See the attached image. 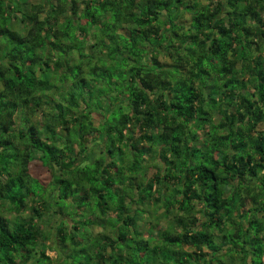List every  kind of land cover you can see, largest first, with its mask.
<instances>
[{"label": "trees", "instance_id": "trees-1", "mask_svg": "<svg viewBox=\"0 0 264 264\" xmlns=\"http://www.w3.org/2000/svg\"><path fill=\"white\" fill-rule=\"evenodd\" d=\"M24 1L0 0V264H62L71 253L84 255L69 256L71 264H211L225 252L229 261L264 264V62L256 53L264 0H84L81 10L77 0L27 10ZM160 52L169 66L158 63ZM44 106L38 125L32 117ZM92 112L101 115L95 124ZM93 137L103 143L97 154L100 143L86 145ZM126 153H156L163 163L134 186L140 201L159 186L152 199L170 223L152 239L121 216L126 182L111 190L118 201L103 200L114 174L138 172L124 167ZM35 156L58 171L46 202L23 193L37 181L28 172ZM52 198V215L62 211L55 198L76 210L74 221L54 223L55 262L39 209Z\"/></svg>", "mask_w": 264, "mask_h": 264}, {"label": "rangeland", "instance_id": "rangeland-1", "mask_svg": "<svg viewBox=\"0 0 264 264\" xmlns=\"http://www.w3.org/2000/svg\"><path fill=\"white\" fill-rule=\"evenodd\" d=\"M39 1H42V0H25L24 2H22L21 5H22L24 10H27L30 3L39 2ZM83 1L84 0H77L76 5H77V7H79V10L82 9ZM204 2H205L204 0H201V3H204ZM40 13H42V11H40ZM188 17H190V16L189 15H186L185 17L183 16V18L180 20L187 22ZM61 18L62 17H60V19ZM256 53L259 54V56L261 58H263V62H264V47L262 49H260L258 52L256 51ZM157 60H158V63L161 64L163 67L169 66L172 63L171 60L169 59V57L162 52L157 54ZM90 93H92V91ZM46 109H47L46 106H44V112L42 114L37 113L32 117L33 119L36 120V123L38 125L43 121V116L45 115V112H47ZM16 116H17V114L15 113V115L13 116L14 120H16ZM92 116H93L94 124L96 123L97 120L101 119V115L99 113L92 112ZM256 127H257V129H259L260 125H258ZM126 132H127V130L125 131V134H126ZM66 133H67V130L59 129V135L60 136H64V135H66ZM96 143H100V144H98V147L97 146L92 147V145H94ZM86 145L88 148L91 146L93 153L95 152L94 154H97V153H99V149H101L100 145H103V143L99 142L98 140H96L94 138L92 140L89 139L88 142L86 143ZM155 154L153 156L141 154V155L135 156V158L131 157L127 153L123 154V165H124V167H127V166L132 167L135 165V166H137L138 172L136 171V173H135L132 169L129 168L130 171L125 170L123 177H121L119 175V173L114 174V176L112 177L114 185L110 187L111 188L110 190L107 189L109 192L105 193V195L103 197V200L108 202L109 204L115 203L119 199H117L118 196L116 195V193L114 191H111L112 188L117 186V181H120L121 179H122V182L123 181L126 182V184L123 187L119 188L120 190L118 191V194L121 196L124 195L123 191H128V195H124V198H123L125 200L124 204L126 206H128V209H127V211L124 210L123 213L121 214V216L124 217L126 214L133 216V220H136V224H134L133 226L130 224L129 229H131V230L132 229H136V230L139 229V231H140V233H142V235L147 236V237L149 236L150 239H152V236L155 233H157V230H161L165 225L170 223L169 218L167 217V215H165L164 207L161 206L162 205L161 200L155 202L152 199V197L154 195H156V193H155L156 190L159 189V188H157L158 185L155 186V188L152 192L151 198H149V199L143 198L142 201L139 200V197L141 196V194L143 195V191L140 189L142 187L139 186L138 188H134V186H136L137 183H139V185H141L146 176L148 177V176L152 175L154 169L163 167V163L157 158V156ZM114 157H117V156H114ZM84 159H85V161L83 162V166H85L84 164H87V166L85 167L84 170L87 172V175H90L91 173H93V169L91 168L92 167V161H93L92 156L87 155V157H85ZM135 161H137V162H135ZM114 164H115V166H117L118 164H121V163L118 162V159H114ZM66 165H68V164L66 163ZM52 166L54 169H52V167L49 168L48 166H45L44 162L43 161L41 162L40 158L35 156L28 163V172L32 177L36 178L37 181L34 182L32 180H29V185L27 186L28 190H26V188H23V193L26 194V191H27V193L29 192L28 195L33 196V199L36 198V201H40V199H41V201L46 202L47 198H48V192H50L51 188H53L52 182H51L52 171H55V173H58L57 169H55V166L54 165H52ZM116 169L117 168H113V172H115L114 170H116ZM144 175H145V177H144ZM132 176H133L134 182L130 178ZM128 177H129L130 181H129ZM254 184H253V186H255ZM92 185L95 188H101L103 185V182H102V180L97 179L96 181L92 182ZM256 186L257 187H255V188H259V190H261L260 185L256 184ZM169 188L171 190L173 188V185L172 184L169 185L168 189L160 188V190L162 192H167L169 190ZM107 195H109V198L107 197ZM129 198H130V200H129ZM134 198H135V200H133ZM55 199H56L55 200L56 206L60 205L62 208V211L60 213L55 212L54 215H52L51 210L53 208H55V203L53 202L54 198H52L50 201L48 200V204H46L47 206L46 205H45V207H44V205L39 206V209L43 212V216H41L42 220H44V217H45L46 220L49 222V223H47V227H46L49 230L47 232L48 234H47V238H46V242H45V246H46L45 247V253H47L49 256H51L50 259L52 262H55L54 255H56V252L59 254V251L54 249V234H53L54 231H53V228L56 225V224L54 225V223L57 221V219L60 220L59 217H62L61 221H64V222L68 221V223L70 221H74L76 219L75 214H74V212L76 210H75L74 206H72V205H70V203H68L69 202L68 199H61V198H55ZM27 200H29V199H27ZM95 200H96V194L90 192L89 197L87 196V201H90V203H91L90 205H91V208L93 209L94 217L99 219L103 215L100 214ZM31 203H33V202L31 201ZM71 206L73 209L71 208ZM195 206H197V204H195ZM55 209H57V208H55ZM22 213H23V215H27L28 211L25 210V212H22ZM13 214L14 213H5L4 216L7 217V219L11 220V218L13 217ZM258 214H259V212H258ZM113 216L114 215H113L112 210L111 211L107 210V214L105 211V214H104L105 219L110 218V217H111L110 219H112ZM81 217H82L81 219H84L83 216H81ZM120 219L121 218H119V220ZM107 220H109V219H107ZM86 227H88V229L90 230L91 233H95L96 231H99V227L97 225H86ZM84 229L86 230L85 227H82L81 225H79L78 230H77L78 233H76L75 236H78L79 239H81L82 234H84ZM65 230H67V229H65ZM69 235L70 234L66 231L65 239L68 240ZM147 254H150V252H148ZM218 255L219 256H217V258L220 260V262H223V263H220V262H217L214 260L211 262V264H243V262L241 260L235 259V257L233 258L232 261H229L228 258L226 257L227 256L226 252L225 253H219ZM69 256H72L73 260L70 259ZM81 256H84V255L80 254V256L79 255L73 256V254L71 253V255H68V257L61 259L62 264H71L72 261L76 262L78 259L82 258ZM142 259H144V258L142 257ZM20 260H21V258H20ZM28 263H31V261H27L24 264H28Z\"/></svg>", "mask_w": 264, "mask_h": 264}, {"label": "crops", "instance_id": "crops-1", "mask_svg": "<svg viewBox=\"0 0 264 264\" xmlns=\"http://www.w3.org/2000/svg\"><path fill=\"white\" fill-rule=\"evenodd\" d=\"M77 161L80 160L79 158L76 159Z\"/></svg>", "mask_w": 264, "mask_h": 264}]
</instances>
